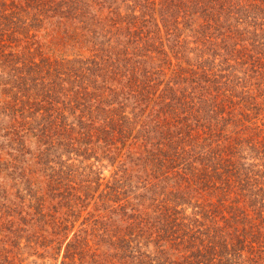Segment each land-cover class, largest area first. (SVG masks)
Listing matches in <instances>:
<instances>
[{
	"label": "trees",
	"instance_id": "1",
	"mask_svg": "<svg viewBox=\"0 0 264 264\" xmlns=\"http://www.w3.org/2000/svg\"><path fill=\"white\" fill-rule=\"evenodd\" d=\"M0 9V66L11 71L2 95L13 114L4 136L16 152L5 155L36 209L16 228L65 245L61 264H264L262 106L252 83L239 96L241 78H229L259 73L264 92V0H0ZM39 32L48 53L77 54L15 60L26 47L16 49V36L36 44ZM165 47L177 65L156 95L171 65ZM81 149L83 162L101 158L114 172L97 177L93 194L83 189L91 200L103 186L105 214L80 239L54 212L76 196L67 155Z\"/></svg>",
	"mask_w": 264,
	"mask_h": 264
},
{
	"label": "rangeland",
	"instance_id": "2",
	"mask_svg": "<svg viewBox=\"0 0 264 264\" xmlns=\"http://www.w3.org/2000/svg\"><path fill=\"white\" fill-rule=\"evenodd\" d=\"M120 3V2H118ZM132 5V3H131ZM1 11V9H0ZM121 11L125 14L127 13L125 4H122ZM16 16V15H15ZM23 20H25V17H23ZM2 22L1 27L4 28L6 21L0 20ZM159 23L162 34V39L167 47V36L165 34L163 23L161 20H157ZM33 33V32H31ZM20 38V42L15 40L13 42L14 45L17 44V48L19 50L26 46L25 49L20 54H17L15 56V60L20 61H30L35 60V62H40L42 59H44L46 56L52 57V59L58 58L62 59V54L65 55L66 58H73L77 52L75 50H68L64 53L56 52V53H48L50 52L46 46H39L44 45L43 43L46 42V39L43 37V32H39L37 35L38 43L34 44V39H28L24 37V34H19L16 36V39ZM173 37L170 38L172 40ZM19 42V43H18ZM33 42V43H32ZM32 43V44H31ZM165 47V48H166ZM168 54H169V60L171 62L170 68L167 69V75L164 77H161L158 82H161L158 92L156 95L161 94L166 89V84L168 83V80H174L172 77L174 74H172V71H174V68L176 67L177 60L175 59V56L169 51L168 48H166ZM184 51L185 56L192 59L196 58L195 53H189V49L186 44H184ZM45 54V55H44ZM238 70H231L229 72V78H241L239 79L238 83L235 87L234 93H237L239 96L247 95L246 90L247 83L250 82L252 90L254 91V96H258L257 102L262 106L261 115L258 116V118H261V120H258L259 124L261 122H264V92L260 89V75L259 73H251L248 72L247 74L244 72V68H237ZM9 72H11L9 69H3L2 66H0V147H3L4 150L0 152V242L1 239H4L6 235L9 234V242L7 244L6 249H2L3 246L0 244V264H61V261L63 260V256L65 253V245L61 248V250H57V245L55 243H49V234L45 233V240L39 239L38 242L33 241L32 238H30V232L23 231L22 228L26 229L27 227L21 226L18 227L17 222H20V215H24V210H28L27 206L29 204H32L31 206H35V202L31 200L30 193H28L27 186L24 182H21L19 180L20 177H17V175L12 172L10 169H8V162L9 157L5 154L8 152H13L15 154L16 152L11 150V139L5 137L7 133V127L11 126L13 124L12 116L13 114L10 113L8 109L5 108L4 105V95H2V90L4 89V85L11 86L10 85V78H9ZM12 74V73H10ZM173 82V81H172ZM234 83L233 86L235 85ZM261 84V83H260ZM245 85V86H244ZM262 85V84H261ZM177 86V85H176ZM262 87V86H261ZM264 89V87H262ZM10 92L14 93L15 90H12L10 88ZM243 93V94H242ZM152 103V102H151ZM151 104H149L146 108V111L144 115H146L150 108ZM131 109V108H130ZM259 113V112H258ZM252 115H256L254 112ZM263 127V126H262ZM30 146L33 147V144L30 143ZM66 156H64L65 158ZM70 157L71 159L68 161L72 167L75 170L74 178L72 181L75 187V191H72L76 196L73 197L71 200H64L59 204L58 210L54 212V214L59 213L60 220L63 221L68 225L70 228L72 223L74 222L73 226L71 227L70 237L73 236L74 233H78L80 235V239L85 236V234H91V226L93 225V221H91L93 215H103L105 214V210L103 205V201L99 198V194L101 190L103 189L101 186L100 190L94 194V197L91 198V200L84 198L86 197L83 195L84 188L88 184H91L89 193L93 194L97 177L99 175L102 178H105L106 180L111 177V175L114 172V167L109 165L107 161L101 160L97 161L95 157H92L89 161L83 162V156H82V149L77 152H72L67 155V158ZM92 164L93 168L92 171L89 168H86L87 165ZM86 179H90L91 181H88V183L85 181ZM70 182V183H72ZM69 183V182H68ZM104 183V182H103ZM65 187H69V185H65ZM64 188V187H63ZM3 189H6L9 192V195L3 194ZM67 189V188H66ZM65 196H67L69 193H64ZM80 197V198H78ZM62 199H57L54 203H58ZM12 201H14L18 205L25 204V207L21 208H13L16 205L12 204ZM88 203V204H87ZM87 204V206H85ZM73 206V209L72 207ZM37 210L40 212L42 211V208L36 207ZM23 210V212H22ZM36 213L35 207L31 211V215L34 216ZM107 213H110V208L107 211ZM42 216V215H41ZM27 216L26 219H30ZM16 224L12 227L14 229H7L8 226L13 225L12 222H15ZM50 228V227H49ZM84 230H87V232H83ZM10 231H13L10 233ZM51 232V231H50ZM90 237H93L90 235ZM31 240V241H30ZM45 244V245H42ZM10 251V252H8ZM6 255H9V258L6 257Z\"/></svg>",
	"mask_w": 264,
	"mask_h": 264
}]
</instances>
